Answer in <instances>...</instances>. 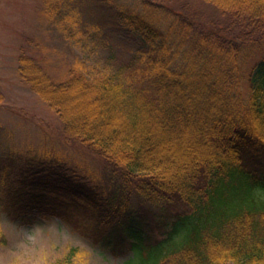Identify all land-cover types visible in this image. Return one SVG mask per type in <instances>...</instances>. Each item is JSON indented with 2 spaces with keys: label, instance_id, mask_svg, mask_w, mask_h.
I'll return each instance as SVG.
<instances>
[{
  "label": "trees",
  "instance_id": "16d2710c",
  "mask_svg": "<svg viewBox=\"0 0 264 264\" xmlns=\"http://www.w3.org/2000/svg\"><path fill=\"white\" fill-rule=\"evenodd\" d=\"M71 1L41 0L74 39ZM95 1L106 14L78 42L101 66L75 65L56 82L21 53L18 72L63 132L105 161L110 188L11 149L0 154V186L19 209L55 214L120 264H264V0H198L219 13L208 22L187 3ZM120 32L134 49L102 52ZM83 254L66 245L51 264Z\"/></svg>",
  "mask_w": 264,
  "mask_h": 264
},
{
  "label": "rangeland",
  "instance_id": "374dc122",
  "mask_svg": "<svg viewBox=\"0 0 264 264\" xmlns=\"http://www.w3.org/2000/svg\"><path fill=\"white\" fill-rule=\"evenodd\" d=\"M159 1L176 9L187 3L184 6L190 14L196 13L202 22L219 19L213 6L198 0ZM71 2L79 13L74 39L73 33L62 32L45 16L41 0H0V154L11 149L26 158L56 161L75 180L109 189L110 172L105 161L63 132L58 115L21 80L18 72L21 53L40 61L56 82L64 80L67 69L75 65L101 66V54L92 52L89 42L80 44L78 33L96 25L106 12L95 0ZM106 43L102 52L111 49L116 56L126 57L134 49L136 39L120 32L106 38ZM263 55L264 50L256 59ZM2 187L0 232L6 240L0 242V264H51L62 256L66 245L88 251V255L81 256L80 264H120L123 260V256L114 258L100 253L55 214L19 209ZM17 188L18 185L9 187Z\"/></svg>",
  "mask_w": 264,
  "mask_h": 264
}]
</instances>
